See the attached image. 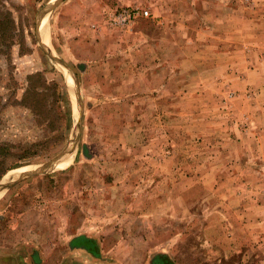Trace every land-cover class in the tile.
<instances>
[{
  "label": "rangeland",
  "instance_id": "obj_1",
  "mask_svg": "<svg viewBox=\"0 0 264 264\" xmlns=\"http://www.w3.org/2000/svg\"><path fill=\"white\" fill-rule=\"evenodd\" d=\"M52 1L0 0L17 26L11 48L0 47V95L20 98L40 73L62 82L71 113L64 139L48 146L58 131L26 108L4 110L0 142L12 146L0 182L65 151L83 107L80 142L54 170L0 193V264H151L156 253L176 264H264L254 128L264 124V51L253 46H264V0H65L45 18L46 46L78 85L39 43L38 16ZM121 8L150 17L114 28ZM84 234L100 259L70 246Z\"/></svg>",
  "mask_w": 264,
  "mask_h": 264
},
{
  "label": "trees",
  "instance_id": "obj_2",
  "mask_svg": "<svg viewBox=\"0 0 264 264\" xmlns=\"http://www.w3.org/2000/svg\"><path fill=\"white\" fill-rule=\"evenodd\" d=\"M16 20L11 12L0 13V47L10 49L12 46V40L17 30ZM3 52H0V54ZM8 88L11 87V84L6 83ZM63 84L62 82L53 81L48 82L40 73L28 77L27 84L23 90L22 96L19 98L14 93L12 95H0V119H2V114L4 110L8 107H21L26 108L28 113L35 118L38 123L47 125L48 131L53 134L54 132L58 133L52 139L48 137L44 140L47 142L48 146L50 141L61 142L65 137L66 126L64 124L65 115L69 117L71 114L68 110L63 111L61 108V102L65 97V93L62 92ZM51 93L56 98L55 104L58 105L57 108L60 109L59 114L54 111V102H51ZM57 116L60 126L56 124V120L53 121L51 118L54 114ZM70 113V114H69ZM69 119V118H68ZM60 135V137H59ZM43 144L31 145L26 147L27 150L23 152L27 153V158H34L39 151L44 150ZM12 145L5 144L0 142V164L1 161L8 157L11 153ZM54 147V146H52ZM51 148V147H50ZM46 149V148H45ZM33 151V152H32ZM32 152L28 156V154ZM70 246L73 249H80L90 254L94 258L100 259V249L98 242L86 235L76 236L71 240ZM151 264H176L175 261L166 253H156L151 258Z\"/></svg>",
  "mask_w": 264,
  "mask_h": 264
},
{
  "label": "water",
  "instance_id": "obj_3",
  "mask_svg": "<svg viewBox=\"0 0 264 264\" xmlns=\"http://www.w3.org/2000/svg\"><path fill=\"white\" fill-rule=\"evenodd\" d=\"M65 0H56V1H52L49 3V5H47L39 14L38 19H39V25H38V36H39V43L42 46L44 52L46 53V55L55 63L58 64L60 66H62L64 69L73 72L72 68L67 64L66 61H64L63 59H61L60 57L56 56L53 54L52 50L50 48H48L46 46V44L43 43L42 40V36L40 34V24L43 22V20L48 17L49 15H51ZM74 80L76 82V84L78 85V81H77V77L74 74ZM77 96L79 98V102L80 104H82V100H81V95L79 92V87L77 88ZM82 119H83V107H82V112L80 113V118H79V122L76 126V133L74 136V139L71 141V143L69 144L68 148L63 151L58 157H56L55 159L47 162L46 164H43L37 168L22 172L20 174L17 175V177L15 179H13L10 182H6L3 183L2 181L0 182V193H5L9 190H11L18 182H20L21 180L33 177L35 175H39V174H46L49 173V171L54 170L53 168L50 167V165L52 163L54 164H59L60 162H62L63 160H66L68 155L75 152L78 148L79 142H80V136H81V127H82Z\"/></svg>",
  "mask_w": 264,
  "mask_h": 264
},
{
  "label": "built area",
  "instance_id": "obj_4",
  "mask_svg": "<svg viewBox=\"0 0 264 264\" xmlns=\"http://www.w3.org/2000/svg\"><path fill=\"white\" fill-rule=\"evenodd\" d=\"M150 17L148 10H141L140 8H121L116 11L110 18V25L114 28L126 29L134 26L139 18Z\"/></svg>",
  "mask_w": 264,
  "mask_h": 264
},
{
  "label": "crops",
  "instance_id": "obj_5",
  "mask_svg": "<svg viewBox=\"0 0 264 264\" xmlns=\"http://www.w3.org/2000/svg\"><path fill=\"white\" fill-rule=\"evenodd\" d=\"M56 1V0H55ZM45 20H47V19H45ZM40 33H41V30H40ZM42 35V40H43V42H44V44H46V45H49L50 44V38H49V32H48V41H49V44H47L46 43V40L44 39V37H43V34H41ZM258 43V41L256 42V43H254L253 44V46L255 47V48H257V47H260V48H262L263 50H261V51H264V46H262L261 44H257ZM262 43L264 44V41H262ZM254 128H256V129H258V130H260L259 132H260V136H261V139H259V142H261L262 144L260 145V147H264V124L263 125H261V126H257V127H254ZM250 132H251V130H250ZM236 142H238V141H236ZM253 145V144H252ZM254 146H255V144H254ZM256 148H259V146H256ZM85 235V234H84ZM80 236V235H79ZM87 236V235H86ZM88 237H91L92 238V236H88ZM74 238H75V236H74ZM73 238V239H74ZM94 239V238H93ZM96 240V239H95ZM97 241V240H96ZM88 254V253H87ZM90 255V254H89Z\"/></svg>",
  "mask_w": 264,
  "mask_h": 264
},
{
  "label": "bare ground",
  "instance_id": "obj_6",
  "mask_svg": "<svg viewBox=\"0 0 264 264\" xmlns=\"http://www.w3.org/2000/svg\"><path fill=\"white\" fill-rule=\"evenodd\" d=\"M41 33L43 34L44 39L46 40V43L49 44L48 41V30H47V20H44L42 23V26H40ZM44 43V42H43ZM72 157V156H71ZM69 163V162H68ZM53 164V163H52ZM17 177V176H16ZM8 178V177H7ZM7 180V179H5Z\"/></svg>",
  "mask_w": 264,
  "mask_h": 264
}]
</instances>
